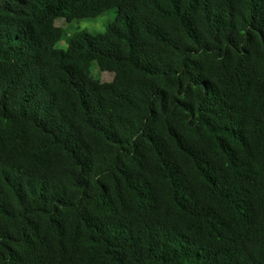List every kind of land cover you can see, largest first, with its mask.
Segmentation results:
<instances>
[{
	"label": "trees",
	"instance_id": "trees-1",
	"mask_svg": "<svg viewBox=\"0 0 264 264\" xmlns=\"http://www.w3.org/2000/svg\"><path fill=\"white\" fill-rule=\"evenodd\" d=\"M0 264H264V0H0Z\"/></svg>",
	"mask_w": 264,
	"mask_h": 264
},
{
	"label": "rangeland",
	"instance_id": "rangeland-1",
	"mask_svg": "<svg viewBox=\"0 0 264 264\" xmlns=\"http://www.w3.org/2000/svg\"><path fill=\"white\" fill-rule=\"evenodd\" d=\"M114 15V11L110 9L97 17L76 19L69 24L73 26V28L77 26L81 28L88 27L92 32H98L105 28L106 24L113 19ZM81 23L83 26H79ZM62 45L64 46L65 43H62ZM93 70L96 72V67H94ZM110 76L111 75L108 73L103 74L104 78H109Z\"/></svg>",
	"mask_w": 264,
	"mask_h": 264
}]
</instances>
